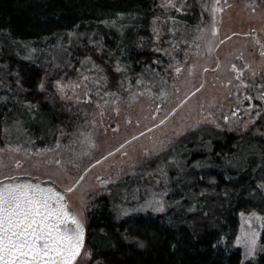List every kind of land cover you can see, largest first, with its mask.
Segmentation results:
<instances>
[{"label":"rangeland","instance_id":"1","mask_svg":"<svg viewBox=\"0 0 264 264\" xmlns=\"http://www.w3.org/2000/svg\"><path fill=\"white\" fill-rule=\"evenodd\" d=\"M216 1L158 0L157 21L168 15L163 10L170 13L179 7L194 5L203 6L209 19H203L205 23L199 21L195 45L168 48L174 59L169 68L174 84L169 95L158 94L156 98L148 89L139 92L127 81H122L114 93L104 90L108 79L100 66L87 60L73 73L66 53L71 44L69 39L38 46L13 42L5 33L0 34V79L6 78L12 87L9 75H18L12 71L14 60H37L46 73L39 84L40 91L49 94L45 97L48 102L61 104L69 113L64 122L70 125L66 130L63 128L57 144L49 149L30 147L23 132L14 140L16 142L0 143V179L28 175L50 180L68 190L97 164L67 195L68 205L88 225V212L102 194L112 195L117 219L137 214H166L170 208L167 195L173 193L170 171L175 173L174 180L194 185L193 176L185 174L184 165L191 151L196 149L192 146V150H188V139L197 142L196 145L200 143V138L194 137L196 133L233 134L238 138L237 144L240 143L236 149L241 143L251 145V149L260 146L261 152L256 151L251 158L264 165V0H221L225 9L221 15L216 13ZM178 51L182 55L177 56ZM196 90L198 92L168 123L135 139L166 119ZM12 92L16 94L15 90ZM234 110L239 111L238 116L234 115ZM25 125L35 129L37 121L26 116ZM11 134L17 136L19 130ZM207 140L203 145L210 153V139ZM181 146L184 151L179 153L176 150ZM185 150L188 153L185 158L171 155L175 152L183 155ZM165 159L168 161L164 162ZM196 166L202 173L212 168L209 164ZM146 169L155 171L156 183L150 184L153 185L150 188L145 182L142 188L136 182L132 188L133 191L137 188L136 192L128 193L133 183L122 180L128 176L150 179L154 174L145 173ZM201 179L200 176L199 181ZM160 183L164 190L158 187ZM262 218L255 212L239 216L235 246L241 250V264H259L264 231ZM254 233L256 251L253 256L249 250ZM75 264L96 262H93L92 252L83 249Z\"/></svg>","mask_w":264,"mask_h":264},{"label":"trees","instance_id":"2","mask_svg":"<svg viewBox=\"0 0 264 264\" xmlns=\"http://www.w3.org/2000/svg\"><path fill=\"white\" fill-rule=\"evenodd\" d=\"M157 2L0 0V34L5 33L13 42L38 46L58 39L71 40L66 50L72 63L71 71L75 73L86 60L100 66L108 79V87L106 85L104 90L109 92L119 90L122 81L141 90L149 87L148 83H154L157 93L164 92L167 77L153 64L155 59L161 61V58L149 35L150 24L158 18ZM166 19L162 17L161 22H167L169 18ZM181 21L191 22V18ZM14 62L12 71L18 75L8 73L12 87L6 78L0 79V143L14 141L23 132L30 147H54L63 128L70 127L64 122L69 113L61 104L48 102L45 97L49 94L40 91L39 84L46 73L37 60ZM26 116L37 121L35 129L25 125ZM14 130H19L17 136L11 134ZM237 140L233 136L212 140V152L204 154L188 147L192 151L184 165L185 174L191 173L194 185L174 180L175 173L170 171L173 193L167 195L170 208L164 215L147 213L117 219L112 195H99L88 212L84 248L92 252L93 262L241 264V250L235 246L239 216L255 212L264 217V165L251 158L256 151L261 152L260 146L251 149V145L241 143L242 146L236 149L235 146L240 144ZM177 152L171 155L182 159L188 154L187 151L183 155ZM194 163L209 164L212 168L202 173ZM148 173L154 174H151V180L139 176L122 180L133 183L128 193L136 192L137 188L132 189L136 182L140 186L148 182L152 188L150 184L156 183L157 174L155 171ZM158 187L164 190L162 183ZM259 264H264V231Z\"/></svg>","mask_w":264,"mask_h":264},{"label":"snow or ice","instance_id":"3","mask_svg":"<svg viewBox=\"0 0 264 264\" xmlns=\"http://www.w3.org/2000/svg\"><path fill=\"white\" fill-rule=\"evenodd\" d=\"M83 236L59 193L32 184L0 187V264H74ZM249 251L255 255V233Z\"/></svg>","mask_w":264,"mask_h":264},{"label":"flooded vegetation","instance_id":"4","mask_svg":"<svg viewBox=\"0 0 264 264\" xmlns=\"http://www.w3.org/2000/svg\"><path fill=\"white\" fill-rule=\"evenodd\" d=\"M224 1H226V0H224ZM157 9H158V6L156 5L155 12L158 11ZM215 9H216V13L218 15H221L225 11L224 7L222 6L221 0L216 1ZM203 10H204L203 6H195V5L194 6H185L183 8L179 7L178 9L173 10L170 13L163 10L166 14H168V15H165L166 16L165 18H167V19L169 18L168 20L166 19L167 22L162 23L161 21L156 20L150 24V26H152V27H151V31L149 32V35H150V38H152L155 45L157 46L156 47V49L158 50L157 54H159L160 58H161V61H156V59H155L153 61L154 62L153 64L155 66L157 65L159 70H163V73H161V74L164 75L165 77H167V80H165V83L167 86L165 87V90L163 89L164 92L157 93L156 86L154 83H152V84L148 83L149 87H144L142 89V90L148 89L150 91V93L153 94L154 98H156V96L158 94H163L164 96L169 95V93L172 91L174 80H173V76H172L173 73L171 72V70L169 68H170V65L172 64V62L174 61V59H173V56L171 55V53L168 51V48H171V47H178L179 48V46H183L185 44L195 45V43L198 40L197 34H198V30H199L198 29V24L200 23L199 21H201L202 23H205L203 21V19H209V14L207 15V11H205V10L203 11ZM204 13H206V14H204ZM202 14H204V15H202ZM188 17L191 18V22L181 21L182 19L188 18ZM252 35L254 37H256V34L255 35L252 34ZM195 37H196V39H195ZM256 42L258 43V45L261 46V43L258 40H256ZM180 53L181 52L178 51V53H176L177 56L180 55ZM181 55H182V53H181ZM178 74H180V70L177 71V75ZM175 75H176V73H175ZM167 83H169V84H167ZM137 90L140 92L141 88L137 87ZM197 92H198V90L192 92V94L189 95L178 107H176L166 119H164L162 122L155 125L154 127L150 128L149 130L145 131L144 133L140 134L139 136L135 137V139H139L140 137L159 129L160 127H162L163 125L168 123L174 117V115L186 104V102L189 99H191V97L193 95H195ZM161 99H163V98H161ZM159 104H161V103H159ZM159 107H160V105H159ZM157 115H158V112L156 113L155 117H157ZM234 115L238 116L239 111L234 110ZM227 119H228V117H227ZM215 135L209 136L206 133H198L197 136L194 135V137L195 138L199 137L200 143L198 142L199 144L196 145L195 143H197V142L194 143L188 139V142L189 141L190 142L187 144V147L195 146V148H196L195 150H197L198 153L204 154L207 150L204 149L203 144L205 141H208L207 138H209L210 139L209 141L212 142V140H225L229 136L235 137V135H233V134H226V133L220 134V135L215 134ZM205 137H207V138H205ZM176 151L181 152V151H184V149H182V146H181ZM89 171H91V170H89ZM82 176H81V178H82ZM81 178L79 180H81Z\"/></svg>","mask_w":264,"mask_h":264},{"label":"water","instance_id":"5","mask_svg":"<svg viewBox=\"0 0 264 264\" xmlns=\"http://www.w3.org/2000/svg\"><path fill=\"white\" fill-rule=\"evenodd\" d=\"M253 34L255 35V32H253ZM135 140V139H133ZM133 140H131L130 142H132ZM130 142L126 143L125 145H123L121 148H123L124 146H126L127 144H129ZM103 161V160H102ZM100 161V162H102ZM97 164H94L91 168H89V170L93 169ZM82 176L81 180H79V182L72 188V191L79 185V183L82 181V179L87 175L88 171ZM8 183H13V184H32V185H39L42 189L45 190H52V193H59L61 197H63L64 202L67 205L68 211L73 214L76 219L82 224L83 229H84V236H83V248L81 249L80 255L85 247L86 244V231H87V227L86 225L82 222V220L76 215V212L73 210V208H71L68 205V201H67V194L72 192V191H68V190H64L62 189L60 186H58L56 183L50 181V180H41L37 177H31L28 175H19V176H12V177H6L3 179H0V187L3 186V184H8ZM67 227L69 228H74L75 225L71 224V222H69L67 224ZM80 255L76 258V260L74 261V264L76 263V261L78 260V258L80 257Z\"/></svg>","mask_w":264,"mask_h":264}]
</instances>
